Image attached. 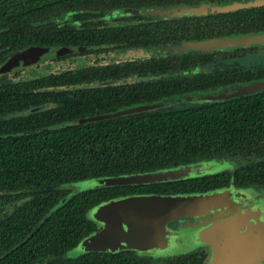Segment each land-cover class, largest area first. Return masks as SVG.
Returning <instances> with one entry per match:
<instances>
[{
  "label": "trees",
  "instance_id": "obj_1",
  "mask_svg": "<svg viewBox=\"0 0 264 264\" xmlns=\"http://www.w3.org/2000/svg\"><path fill=\"white\" fill-rule=\"evenodd\" d=\"M234 1L248 0H119L117 4L170 7ZM25 4L26 2L12 3L10 0L0 3V26L14 16L26 19L31 12L27 9L32 7L33 1H28L27 6ZM247 12H252L254 18L246 16ZM11 14L13 15L10 16ZM132 27L135 28L133 32L130 31V26L120 27L126 31L117 36L103 35L99 40L92 34H87L86 39H83L88 44L113 41L119 42L120 47L164 48L169 45L178 46L183 41L245 34L264 30V6L219 15L192 14L181 18L158 19L156 22L136 23ZM35 30L41 34L39 39L30 34ZM7 35L14 40L21 36L31 39L33 42H29V45L51 44L58 47L66 44L60 31L49 34V31L37 30L34 27L24 28L16 25ZM73 36L76 37V33ZM49 39L54 42H45ZM12 47L9 46L11 49ZM259 49L242 48L236 52L244 56V52L250 54V51L258 52ZM228 52L190 51L181 56L153 57L144 61L113 64L108 67L112 69L110 75L99 74L92 69L74 73L69 79L64 75L42 78L43 81L39 83L26 79L5 80L4 85H0L2 114L26 107L30 103H37L39 99H54L59 101L61 106L44 116L34 113V120L29 119L24 126L11 119L5 121L8 129L12 124L19 126L24 138L15 135L6 143L4 132L0 131L3 137L0 138V190L7 186L26 187L31 191L35 190L33 193L36 198L43 197L44 201L25 205L12 215L13 219L8 227L4 225L0 228V264L42 262L52 257L54 252L59 253L78 246L83 239L80 230L84 226V218L93 207L105 201L103 199L106 197L136 193L173 194L205 191L228 185L232 176L236 185L249 184L256 177L264 181V91L166 112H146L104 122L60 126L68 113L71 114V120H76L84 115L99 114L135 102H145L152 96L158 98L160 95L170 96L192 90V85L179 82L177 76L172 73L166 78L167 81L161 82L139 80L110 86L75 87L67 91L66 96L64 90L57 89L63 82L67 85H77L99 79L126 78L129 76L128 72L144 75L153 71L152 74L159 75L162 73L156 74L157 70H231L232 67L238 66H235L238 61L230 60L227 57ZM239 65L244 67V63ZM208 71L209 73H200L201 77L209 78L211 73ZM252 77L264 78V69L255 77L249 76ZM226 156H254L258 161L238 164V168L232 173L227 171L222 174L213 173L185 180L144 185L97 187L67 197L64 195V189L58 188L61 182L138 174ZM7 165L10 166L8 170L5 167ZM51 177L53 179H50ZM48 184H55V188H50ZM50 192L55 198L46 200V195ZM65 198L68 199L64 201ZM204 260L205 252L199 250L173 255L158 264H204ZM152 261L137 260L127 252H122L115 255L96 254L86 258L66 259L62 264H157ZM45 264L59 262L49 261Z\"/></svg>",
  "mask_w": 264,
  "mask_h": 264
},
{
  "label": "water",
  "instance_id": "obj_2",
  "mask_svg": "<svg viewBox=\"0 0 264 264\" xmlns=\"http://www.w3.org/2000/svg\"><path fill=\"white\" fill-rule=\"evenodd\" d=\"M258 6H264V0L234 1L229 4L203 2L199 5L125 12L174 18L192 13L204 15ZM251 46H264V30L185 41L178 46L164 47L157 51L161 54H183L190 51H231ZM43 51L42 48L32 47L18 53L0 68V72L20 64L30 65ZM154 51L155 48H149L147 52ZM95 84L97 83L91 85ZM261 91H264V78L229 85L212 93L186 95L182 98L196 102L224 101L234 96L241 97ZM163 104L165 102L146 103L134 107L133 111H148ZM111 115L103 114L96 119ZM212 168L222 171L232 168V164L216 159L202 160L138 174L94 177L84 179V182H94V186L88 187L89 189L144 185L200 177ZM76 193L78 192L71 195ZM59 206L60 204L57 207ZM88 216L99 228L78 244L84 249L113 252L130 249L153 256L166 255L179 251L182 235L189 241V244H183L186 248L194 245L207 247V259L204 264H264V192L252 187L230 185L195 192L122 195L102 201L89 211ZM189 219L194 222L186 225L185 221ZM171 221H178L181 224L180 229L171 227Z\"/></svg>",
  "mask_w": 264,
  "mask_h": 264
},
{
  "label": "flooded vegetation",
  "instance_id": "obj_3",
  "mask_svg": "<svg viewBox=\"0 0 264 264\" xmlns=\"http://www.w3.org/2000/svg\"><path fill=\"white\" fill-rule=\"evenodd\" d=\"M5 0H0V3H2ZM12 3H24L26 2V6L29 5L28 1H33L32 7L27 9V11H31L30 14L27 16V18H20L19 16H14L9 22H5L3 25L0 26V68L4 66L13 56L17 55L18 53L24 52L25 50L36 47V48H42L44 51L38 55L37 60L30 64V65H17L12 67L11 69L0 72V85H4L3 82L5 80H17V79H26V80H33L35 83H39L40 81H43L42 78H48V77H55L57 75H64L65 78H70L74 73H82L85 70H94L97 71L99 74H105L110 75L112 74V69L108 68L113 64H120V63H126V62H132L136 60H147L152 59L153 57L156 58H166V57H173V56H181L180 54H170V53H163L158 56H152L150 54L144 55L145 57H141L143 55L136 54L135 56H132L131 59L127 57H120L118 54L119 52L125 51H135V50H149V48H137V47H120L119 42H100V43H91L88 44L86 39L87 34H92L94 37H97L99 40L102 38L103 35H113L117 36L121 32H125L126 30H122L120 27L123 26H130V31L133 32L135 30L134 27H132L136 23H144L149 21H157L158 19H172V18H161L156 15L151 14H131L127 13L125 11H133V10H152L154 8H167V6H120L118 5L117 1L119 0H77V2H73V0H10ZM250 1V0H248ZM219 4V3H218ZM221 4H229V3H221ZM176 6V5H173ZM261 8L263 6L258 7H252V8ZM252 8L244 9V10H252ZM242 10V9H239ZM231 11V12H236ZM255 10H253L254 12ZM25 12V11H23ZM226 12L221 13H209L204 15H219ZM194 14V13H192ZM190 14V15H192ZM11 14L10 16H12ZM188 15V16H190ZM201 15V14H200ZM246 16H250L254 18V15L252 12H247ZM183 17V16H181ZM181 17H174V18H181ZM20 25L24 28L26 27H34L37 30H45L49 31V34L57 33V31H60L61 37L64 39V42L66 44L61 46H52L51 44H45V45H37V44H30L29 42H33L31 39H27L23 36L21 38H17L14 40L11 39L10 36H8V32L11 31V29L14 28V26ZM76 33V37L73 36V34ZM33 37L37 36L39 39L40 35L35 30L34 32L30 33ZM45 35V33H43ZM84 38V39H83ZM67 40V41H65ZM47 43H53V39H49L48 41H45ZM72 44H67L71 43ZM185 42V41H183ZM182 42V43H183ZM13 46L12 49L9 48V46ZM170 46V45H169ZM155 49H160L163 47H154ZM248 48H260L258 52L250 51L251 53H245L244 56H240V54H237L236 50L240 49H234L228 52V56L230 60L235 59V61H238L242 58H244V61L248 60V58H253L254 55L260 56L258 53L261 51H264V46H251ZM246 49V48H244ZM66 50V51H63ZM114 53L117 54V56H114ZM221 56V55H218ZM109 59L107 62L102 61V59ZM216 64V63H215ZM241 64V63H240ZM229 65V64H225ZM233 64H230V66ZM237 67H232L231 70H224V69H194V70H177L173 72H162V71H156L155 73H162L159 75L152 74L153 71H146L147 73L144 75L134 72H128L127 74L129 76L123 77V78H117V79H99L96 81H89L90 84L86 82H82L81 84H70L67 85L65 82L61 83L58 90H64L65 96L66 92L73 89V88H83L84 86H110V85H118L120 83H133L135 81L144 80L148 82L152 81H167L166 78L170 77V74L172 73L173 76H177V80L179 82H182L188 86L192 85V90L187 93H180V94H172L170 96H159L154 97L152 96L151 99L146 100L145 102H135L130 105H124L121 106L115 110L110 109L103 113L99 114H93V115H84L82 117L77 118L76 120H71V114H67L66 117H64L65 120L62 121L61 125L70 126V125H81V124H89L92 122H104L105 120H112L116 119L121 116L126 115H133V114H141L146 112H166L168 110L172 109H182L185 107H191V106H197V105H203L210 102H219V101H206V102H196V101H188L183 96L186 95H198L202 93H212L216 92L219 89H222L223 87L233 85V84H241V83H247L254 80L261 79L260 77H255V75L260 71L264 69V64L260 63H254L251 66H248L247 62H244V67H239V62L235 64ZM229 66V67H230ZM210 70V77L205 78L201 77L202 72L209 73ZM33 72H37V76H32ZM22 73V74H21ZM43 73V74H42ZM122 74V72L120 73ZM180 75V76H179ZM198 75V76H197ZM179 76V77H178ZM249 76H254L255 78H249ZM165 77V79H163ZM113 81L110 84H100L99 82H109ZM97 83L95 85H91L92 83ZM42 88V87H41ZM56 94L54 95V97ZM248 96V95H246ZM239 97L234 96L231 98H228L226 100ZM243 97V96H241ZM42 99H39L37 103H30L26 107L18 108L16 110L10 111L8 113H0V131L4 132V138L5 142L7 143L10 140V137L12 136H18L23 137V134H21V128L16 127L15 124H12L11 128L8 129L5 121L8 119L13 120L16 124L25 125L24 123H28L29 119L35 118V114L43 115L47 114L49 111L58 109L61 105L59 101H41ZM225 101V100H224ZM158 102H165V104L158 106L155 109L148 110V111H142V112H135L133 111V108L139 105L143 104H152V103H158ZM112 114L111 116L105 117L103 119H96V117L103 115V114ZM16 120V121H15ZM0 135V138H3ZM219 160V161H227L232 164V168L224 169L222 171L214 170V174H222L224 172L230 171L231 173L234 172L238 168V164H247L250 162L258 161L257 158L254 156L248 157H238L233 158L230 156H226L224 158H213L209 160ZM6 170L10 168V166H5ZM17 167V166H16ZM14 169V168H12ZM18 170V168H17ZM212 173V174H213ZM234 175V174H233ZM50 179H53L52 177ZM234 180V176L230 178V182L228 185L224 186H230L235 185L238 187L243 188H249L252 187L256 189L257 191H264V181H261L259 177L253 178V180L246 185H236ZM234 182V183H233ZM67 183H60L59 189H64L66 197L70 196L73 192L70 189H67L65 187ZM47 186H50V188H55V184H48ZM223 187V186H222ZM34 191H31V189L26 187H14V186H7L4 188H1L0 190V228L2 226H9L11 223V219H13L12 215L18 211L19 209H22L25 207V205L29 204H36V202H44L42 199L43 197L37 199ZM79 193V192H78ZM43 195V194H42ZM72 196V195H71ZM106 197L103 200L112 198ZM51 198H55V195L53 193H49L46 195V200H49ZM101 203V202H100ZM99 203V204H100ZM8 206L7 208H10L8 212H5L4 209H6L5 206ZM84 226L80 230L82 231V238L88 236L92 232L98 230L99 225L91 219L88 215L84 218ZM175 221L171 223V227L175 228L179 223ZM13 223V222H12ZM9 229V228H5ZM77 246L71 247L68 250H62L61 252H54L52 257H49L46 260L41 261H35L33 264H45L49 261H58L59 264H62L64 260L66 259H78L80 257L86 258L87 256H93L96 254L104 255H115L122 252H127L131 257L137 258L140 260H153L154 263H160L164 262L167 258L173 256V255H160V256H153L150 254H140L137 251L126 249L121 250L117 252L113 251H106V250H88L86 252H83L77 256H67V254L76 249ZM204 251L205 252V260L207 259V248L204 246H200L193 251ZM182 254V253H181ZM179 255V254H176ZM140 264L148 263V262H139Z\"/></svg>",
  "mask_w": 264,
  "mask_h": 264
},
{
  "label": "rangeland",
  "instance_id": "obj_4",
  "mask_svg": "<svg viewBox=\"0 0 264 264\" xmlns=\"http://www.w3.org/2000/svg\"><path fill=\"white\" fill-rule=\"evenodd\" d=\"M260 47V46H259ZM130 53L131 54H129V51H125L124 50V52H119L118 54L120 55V57L122 56V57H127V58H130L131 59V57L132 56H135L136 54H139V55H143V56H141V57H145L144 55H147V54H150V55H152V56H158V55H160L161 53H159L158 51H157V49H155V51L154 52H147L146 50H135V51H130ZM260 56H257V55H254V57L253 58H248V60L246 61H244L243 59L242 60H238V62L239 63H244V62H247L248 63V66H251L252 64H254V63H260V64H264V51H261L260 53H258ZM180 55H182V54H180ZM114 56L116 57L117 56V54L116 53H114ZM109 59L107 58V59H102V61H105V62H107ZM109 62V61H108ZM22 74V73H21ZM43 74V73H42ZM38 74H37V72H33L32 73V76L34 77V76H37ZM202 102H206V101H202ZM214 170H216L215 168H212L210 171H208L205 175H209V174H212L213 172H214ZM69 186H71V188H69ZM91 186H94V182L93 181H90V180H87V181H85L84 182V180H80V181H77V182H71V183H67L66 185H65V187L66 188H68V189H70L72 192H79V190L80 191H84V190H87V188L88 187H91ZM89 189V188H88ZM259 192H261V191H259ZM262 192H264V191H262ZM5 206V205H4ZM6 207V209H4V211L5 212H8L9 211V209L10 208H7L8 206H5ZM173 222H175V221H171L170 223H169V225H171V223H173ZM178 222V221H177ZM176 222V223H177ZM194 221L192 220V219H189V220H186L185 221V223H186V225H188V224H191V223H193ZM179 223V222H178ZM180 227H181V224L179 223L174 229H180ZM181 235V234H180ZM181 245L178 247V250L179 251H177V252H175V253H172V254H166V255H176V254H184V253H188V252H190V251H192V250H195V249H197L198 247H200V246H203V245H194V246H191V247H185V246H183V244H189V241H187V240H185L184 238H183V236L181 235ZM204 247H206V246H204ZM207 248V247H206ZM86 251H88V249H84V247H80V246H78V247H76V249H74V250H72V251H70L68 254H67V256H77V255H79V254H81V253H83V252H86ZM138 253H140V252H138ZM140 254H143V255H145L144 253H140ZM166 255H163V256H166ZM158 256H160V255H158Z\"/></svg>",
  "mask_w": 264,
  "mask_h": 264
}]
</instances>
